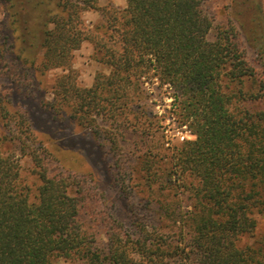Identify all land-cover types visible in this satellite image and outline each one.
Masks as SVG:
<instances>
[{
  "label": "trees",
  "instance_id": "obj_1",
  "mask_svg": "<svg viewBox=\"0 0 264 264\" xmlns=\"http://www.w3.org/2000/svg\"><path fill=\"white\" fill-rule=\"evenodd\" d=\"M208 1L127 0L121 8L99 0H0V77L37 98L38 77L64 70L52 99L38 100L53 121L90 132L121 204L106 199L86 174L49 172L38 146L28 137L16 141V126L7 124L20 155L32 156L40 184L33 199L21 183L20 157L0 153V264H53L56 257L86 264H261L246 239L264 216V9L262 0H243L261 27L252 40L251 27L235 15L216 24ZM90 10L102 14L92 28L83 18ZM85 41L110 68L90 87L78 84L73 66ZM152 80L172 91L176 121L192 137L165 154L166 181L155 170L159 155L147 149L140 179L154 198L138 202L130 184L134 162L121 153L119 132L152 135L146 86ZM8 90L0 93L4 118L11 116L2 104L3 97L12 102L14 89ZM19 114V125L30 131L29 114ZM178 181L191 199L186 211L170 192Z\"/></svg>",
  "mask_w": 264,
  "mask_h": 264
},
{
  "label": "rangeland",
  "instance_id": "obj_2",
  "mask_svg": "<svg viewBox=\"0 0 264 264\" xmlns=\"http://www.w3.org/2000/svg\"><path fill=\"white\" fill-rule=\"evenodd\" d=\"M243 0H209L206 3L208 13L213 16L216 24L229 23L234 19V15L245 23V27H251L250 37L256 40L260 36L261 27L258 24L251 22V15L248 3L242 4L237 2ZM101 6L114 4L118 7H126L127 0H99ZM264 9V0H262ZM2 10L0 8V22L2 21ZM87 27H94L102 19V14L99 11H87L83 14ZM216 32V31H215ZM215 33L212 32V38ZM95 51L92 43L85 41L81 48L74 53L73 66L78 71V84L83 87H90L98 72L109 73L110 68L107 65L100 63L95 58ZM64 73L61 68L49 70L44 76H39L41 84V93L36 97L27 94L25 91H20L17 86L13 85L9 79L0 77V93L9 91L13 87L11 103L3 97L5 106L10 110L11 116L4 118L0 110V153L7 155L15 153L20 157L21 163V183L29 188L32 198H35L37 187L40 180L37 174L33 171V158L31 155L21 156L18 144L15 142L19 139H27L32 141L33 147L38 146V154L45 168L51 173H76L86 174L92 178L94 187H97L99 193H104V197L117 205H121L118 197V192L110 187L109 177L107 174V161L100 148L97 146L94 138L88 130L71 126L68 121L55 122L49 112H47L38 100L43 97L44 100H51L53 97L52 89L55 80L59 75ZM148 87L149 103L151 105V114L154 116L151 127L152 135L143 136L139 131L132 129L119 130L120 133V151L126 157H131L134 166L132 169L133 181L130 182L134 188L135 200L145 202L151 200L148 196L147 189H143L142 183L145 180L140 179V176L146 175L144 169L145 152L151 149L152 153L159 155L155 164V170L160 176V181H166L163 170L166 167V153L172 152L175 147L181 145L186 139L192 136L186 126H179L176 121L178 108L173 103L171 95L172 91L167 88H159L158 82L152 80L146 84ZM3 96V95H2ZM25 110L29 117L30 131H23L26 126L21 127L20 112ZM7 124L16 126V131L13 136H7ZM100 124L105 128H110L109 123L100 119ZM7 136V139L5 138ZM13 137L16 141H11ZM184 137V140H182ZM30 144V143H29ZM137 172H140L139 174ZM176 187L175 191H170L171 194L177 193L176 198L182 199V205L185 206L183 211L189 209L191 199L189 193L185 192L180 186L181 182H173ZM159 193V192H158ZM167 193V192H166ZM175 198V197H174ZM155 199L165 201L170 199V196H162L157 194ZM259 253L261 264H264V216L259 217L258 227L252 238L246 239ZM53 264H86L80 259H67L56 257Z\"/></svg>",
  "mask_w": 264,
  "mask_h": 264
},
{
  "label": "built area",
  "instance_id": "obj_3",
  "mask_svg": "<svg viewBox=\"0 0 264 264\" xmlns=\"http://www.w3.org/2000/svg\"><path fill=\"white\" fill-rule=\"evenodd\" d=\"M182 140H184V137H182Z\"/></svg>",
  "mask_w": 264,
  "mask_h": 264
}]
</instances>
